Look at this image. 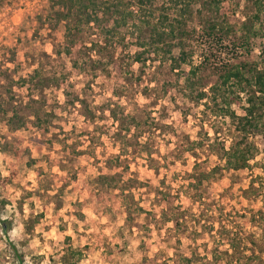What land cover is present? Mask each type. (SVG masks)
I'll return each instance as SVG.
<instances>
[{"label": "rangeland", "instance_id": "1", "mask_svg": "<svg viewBox=\"0 0 264 264\" xmlns=\"http://www.w3.org/2000/svg\"><path fill=\"white\" fill-rule=\"evenodd\" d=\"M54 2L0 0V220L9 228L4 234L0 223V264H264V204L247 191L264 180L260 136L248 169L222 171L203 184L201 200L185 197L195 164L205 172L222 164L220 145L236 136L230 120L187 97L188 66L133 62L138 48L126 28L107 42L84 26L70 47ZM253 12L251 1L222 0L217 19L237 41ZM206 17L193 13L194 38ZM252 30L249 52L232 64L264 66V11ZM36 70L43 85L28 80ZM198 77L205 92L217 82L211 69ZM128 203L144 212L128 215Z\"/></svg>", "mask_w": 264, "mask_h": 264}, {"label": "trees", "instance_id": "2", "mask_svg": "<svg viewBox=\"0 0 264 264\" xmlns=\"http://www.w3.org/2000/svg\"><path fill=\"white\" fill-rule=\"evenodd\" d=\"M248 1L252 2L254 12L251 19L242 24V35L237 41L230 40L231 35L234 34L233 27L217 19L222 0H55L54 2L55 7L52 10L54 20L65 24V39L70 47L73 45L71 35L79 33L84 26L101 29L107 42H109L108 37H114L120 28H126L129 35L135 38L134 45L138 48L133 55V62L144 65L148 60L159 59L168 63L171 70L188 66V72L184 73V89L187 91V97L194 102L205 100V109H209L215 117L230 120L236 136L228 148L221 144L219 148L221 153L216 152L222 164L207 172L202 171L198 164H195L187 184L181 187L185 197L190 196L193 200H201L203 184L220 175L222 171H241L250 167L249 162L255 159L259 151L256 144L251 141L254 136H260L264 142V66L258 68L247 62L236 64L231 62L234 59L232 56H237L242 50L249 52L250 39L256 35L252 30V21H258L264 11V0ZM156 2L160 4L156 5ZM202 11L209 17L204 20L200 35L194 38L195 29L189 30L188 23L194 12L200 15ZM105 23H111L112 26L105 27ZM224 43H227V46H224ZM63 54L70 57L71 48H64ZM222 56L226 58L222 59ZM195 58L198 61L193 65ZM207 69L212 70L217 82L205 92L204 84L198 74ZM182 74L183 72L180 75ZM39 77L40 74L36 70L28 80L34 81ZM63 78L55 81L56 87L62 85ZM38 83L43 85L44 79L39 78ZM242 104L243 106H240ZM233 106L239 107L241 114H237L232 109ZM112 117L116 119L114 113ZM13 119L19 121L17 116ZM18 123H20L19 127H22L23 124ZM260 169L264 173V162L260 165ZM112 178L101 176V180L107 182ZM255 179L251 180L247 191L260 195L264 204V180L258 178L256 184ZM5 182V179L0 178V186ZM108 185L111 186L110 188L114 187L111 183ZM159 195L164 202H167L169 193L161 191ZM5 203L0 200V207ZM124 205L128 215L134 209L144 212L142 208L131 209L129 203ZM257 213L262 214L261 211ZM169 221L171 219L166 220ZM174 221L177 225V219ZM0 223L3 233L6 234L9 229L8 223L5 221ZM224 231L225 233L221 234L225 237L230 236L229 230L224 228ZM231 236L233 239L230 240V246L236 251L237 239L235 235L231 234ZM70 255L77 257L80 254L71 250ZM18 264H22L20 257Z\"/></svg>", "mask_w": 264, "mask_h": 264}]
</instances>
